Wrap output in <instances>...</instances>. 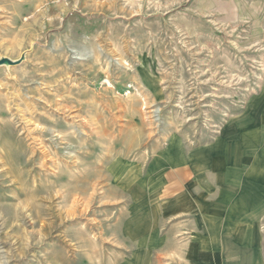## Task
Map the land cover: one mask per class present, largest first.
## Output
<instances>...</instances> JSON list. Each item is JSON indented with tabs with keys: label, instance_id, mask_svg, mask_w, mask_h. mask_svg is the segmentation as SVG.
<instances>
[{
	"label": "rangeland",
	"instance_id": "1",
	"mask_svg": "<svg viewBox=\"0 0 264 264\" xmlns=\"http://www.w3.org/2000/svg\"><path fill=\"white\" fill-rule=\"evenodd\" d=\"M2 58L0 264L173 263L125 229L264 87V0H0Z\"/></svg>",
	"mask_w": 264,
	"mask_h": 264
},
{
	"label": "crops",
	"instance_id": "2",
	"mask_svg": "<svg viewBox=\"0 0 264 264\" xmlns=\"http://www.w3.org/2000/svg\"><path fill=\"white\" fill-rule=\"evenodd\" d=\"M174 154L125 229L139 247L129 252L165 264H264V87L211 142Z\"/></svg>",
	"mask_w": 264,
	"mask_h": 264
},
{
	"label": "water",
	"instance_id": "3",
	"mask_svg": "<svg viewBox=\"0 0 264 264\" xmlns=\"http://www.w3.org/2000/svg\"><path fill=\"white\" fill-rule=\"evenodd\" d=\"M9 60L8 59H6V58H2V59H0V64H2V63H4V62H8Z\"/></svg>",
	"mask_w": 264,
	"mask_h": 264
}]
</instances>
